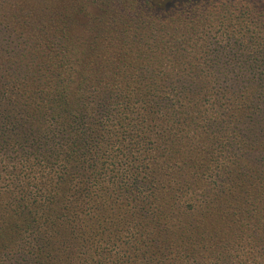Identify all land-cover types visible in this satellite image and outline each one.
I'll list each match as a JSON object with an SVG mask.
<instances>
[{"label":"trees","instance_id":"trees-1","mask_svg":"<svg viewBox=\"0 0 264 264\" xmlns=\"http://www.w3.org/2000/svg\"><path fill=\"white\" fill-rule=\"evenodd\" d=\"M192 1L0 0V264H264V21Z\"/></svg>","mask_w":264,"mask_h":264},{"label":"rangeland","instance_id":"rangeland-1","mask_svg":"<svg viewBox=\"0 0 264 264\" xmlns=\"http://www.w3.org/2000/svg\"><path fill=\"white\" fill-rule=\"evenodd\" d=\"M191 10L197 11V22H204L205 24L220 25L225 22L234 25H253L259 21H264V0H193ZM201 6L200 10L198 7ZM197 8V9H196ZM224 9V17L216 18L214 15L210 16L213 10ZM246 10H251L247 14ZM204 16H208L205 18Z\"/></svg>","mask_w":264,"mask_h":264}]
</instances>
